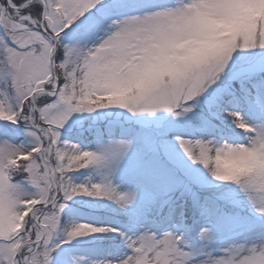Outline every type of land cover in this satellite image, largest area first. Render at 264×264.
<instances>
[{"label": "snow or ice", "instance_id": "6c2138e0", "mask_svg": "<svg viewBox=\"0 0 264 264\" xmlns=\"http://www.w3.org/2000/svg\"><path fill=\"white\" fill-rule=\"evenodd\" d=\"M0 264H264V0H0Z\"/></svg>", "mask_w": 264, "mask_h": 264}]
</instances>
